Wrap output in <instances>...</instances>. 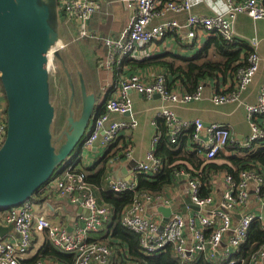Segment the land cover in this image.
I'll list each match as a JSON object with an SVG mask.
<instances>
[{
  "label": "built area",
  "instance_id": "built-area-1",
  "mask_svg": "<svg viewBox=\"0 0 264 264\" xmlns=\"http://www.w3.org/2000/svg\"><path fill=\"white\" fill-rule=\"evenodd\" d=\"M128 7H134L135 12L129 25L117 36H102L99 40L106 47V57L101 59L100 66L115 71L116 83L113 85L99 113L89 126L88 135L84 138V148H90L97 141L107 149L115 143L120 135L137 127V120L131 116L127 120L112 119L113 114L132 113L133 99L131 92H137L148 99L156 94L161 97L157 113L158 119H164L168 125V136L176 143L185 131H194L193 149L205 154L207 159L214 158L228 144L234 143L231 130L225 123H211L205 126L197 118L194 120L179 119L175 106L199 101L205 98L207 84L213 86L211 80L201 81L195 92L189 93L180 89H169L167 71L158 67L155 71L126 68L123 71L125 58L137 57L145 44H154L166 38L173 30L186 31V46L195 45L196 39L203 36L221 35L224 39L238 41L234 28L238 14L245 13L252 19H264V0H225L226 9L212 15H201L192 12L190 0H124ZM59 10L66 20L77 23L80 37L89 36L88 21L99 8L98 0H58ZM187 12L185 23L177 19H167L152 24L158 15L167 12ZM251 49L247 54V65L237 69L231 84L222 90H215L211 97L214 105L241 102L242 96L253 83L259 71L261 55L256 39L250 41ZM65 43L60 40L54 47L61 50ZM53 50V51H54ZM135 59V58H134ZM148 67V66H147ZM144 68V67H142ZM247 120L250 124L249 135L239 142L243 148H252L255 143L264 141V125L261 117L264 115V84L255 103H246ZM7 131L6 115L0 116V146ZM204 131V134H202ZM159 139L156 134L151 149L146 152L145 159L135 163L136 173L152 174L159 171L162 160L155 155V147ZM131 157L132 147L128 143L123 151ZM119 156L110 160L114 163ZM77 160L70 162L63 170L41 188V192L49 191L59 197H66L71 204L84 210L80 221L69 226L54 222L46 213V201L36 202L30 199L23 204L1 210L5 225L13 224L17 237H0V264H68L50 258H40L34 262L25 263L29 259V251L38 232H46L50 243L58 251L71 254L73 264H129L126 256L113 257V248L106 241L93 237L100 232L112 219L111 208L99 202L93 187L85 179L82 172L75 170ZM109 163V165H110ZM226 187L218 193V179L211 187L207 196L201 195L202 184L188 170L176 172V179L186 181L189 197L199 206L189 216H184L174 209L171 198L166 194L153 197L142 194L136 197L121 214L122 225L140 235V245L146 254H156L171 245L177 257L189 263L203 257L214 263L245 264V258L240 254L249 242L253 223H260L264 229V168L260 163H252L250 168L239 172L238 180L230 174H221ZM110 167L107 179L111 180L110 189L116 192L133 190L137 185L134 180L116 181L113 179ZM170 206L173 211L160 230L162 219L149 213V206ZM248 264H264V243L249 258Z\"/></svg>",
  "mask_w": 264,
  "mask_h": 264
},
{
  "label": "water",
  "instance_id": "water-1",
  "mask_svg": "<svg viewBox=\"0 0 264 264\" xmlns=\"http://www.w3.org/2000/svg\"><path fill=\"white\" fill-rule=\"evenodd\" d=\"M58 21L57 0H0V80L7 100V131L0 146V210L32 199L60 165L78 159L89 126L104 104H98L100 99L88 91L80 74L82 104L73 108L72 76L65 60L54 50L72 87L67 123L55 139L49 55L61 40ZM186 203L200 209L190 197ZM158 210L163 214L162 230L173 209L159 205ZM13 229V224L0 225V237Z\"/></svg>",
  "mask_w": 264,
  "mask_h": 264
},
{
  "label": "trees",
  "instance_id": "trees-1",
  "mask_svg": "<svg viewBox=\"0 0 264 264\" xmlns=\"http://www.w3.org/2000/svg\"><path fill=\"white\" fill-rule=\"evenodd\" d=\"M58 5L59 3L57 0L60 19L61 16L63 18L64 14L60 12ZM66 30H68L67 26ZM61 37H63V35ZM249 51L250 48L244 47L240 41H230L224 39L221 35H210L206 38L202 47L190 56L163 53L144 59L127 57L124 59L122 67L123 71H125L126 68L137 69L150 65L160 66L167 71V84L169 89L178 87L186 92L193 93L196 91L201 81L207 79L218 81L219 78L226 79L228 77L233 79L237 69L243 65H247V54ZM99 56L96 58V63H93V65L87 68L86 73L89 72L91 75H94L97 72L100 87L97 93L95 91L93 92H95L99 99H101V96H104L103 101L105 102L108 92H110L113 85L116 83L117 75L115 71L100 66L99 60L104 57ZM86 73L84 74L85 83L90 91V81L86 78ZM78 79L79 78H77V83L79 81ZM105 81L108 82L105 83ZM0 91L6 101V105L2 110V113L6 115L7 100L1 80ZM101 112L102 110L99 111V113ZM68 115L61 121L59 134L63 131L67 123ZM261 117H264V115ZM168 130L169 128L166 121L164 119H158L157 131L159 139L155 147V155L162 160L163 166L159 171L152 174L142 172L137 174V185L133 190L116 192L109 187L106 189L104 185L109 170L110 160L121 155V150H125L127 147L115 149V146L111 144L112 146L110 145V147L106 149L104 156L93 167H88L79 163L77 166L76 163L75 170L77 172H82L85 175L86 181L90 183L93 188H100L99 195L103 202L98 199L99 202L108 205L113 212L112 219L105 226L106 231H103V235L97 239L106 241L108 245L113 248L114 258H117L116 256L119 255L126 256L129 264H225L206 261L203 257L186 263L175 255L171 245H167L163 251L159 253L148 255L141 248L140 235L122 225L121 214L125 207L132 204L136 197L142 194H149L156 197L164 194L168 188L175 186L178 181L176 179V172L180 169H186L195 178H199L202 184V196L210 194L211 187L216 179H218L219 193L226 187L225 182L220 177L221 174H230L235 180H238L239 172L243 169L250 168L252 163H260L264 168V141L255 143L250 149L241 147L239 143H231L225 146L224 149H226V151L222 149L214 158L207 159L204 153L197 151V149H193V147L191 148L192 144L189 140L194 133L192 129L185 131L176 143L170 141ZM66 166L60 165L58 172L54 176L60 173ZM54 176L52 178H54ZM35 196L40 198L41 201H46L50 200L52 193L49 191H39L34 197ZM263 243L264 229H262L260 223L255 222L251 227L249 242L244 246L240 254L241 258H245V264L249 263L250 255L262 246ZM40 258L55 259L68 264H73L74 262L73 255L58 251L53 247L49 239L35 257L27 259L24 262L30 263ZM236 264H240V262L238 261Z\"/></svg>",
  "mask_w": 264,
  "mask_h": 264
},
{
  "label": "crops",
  "instance_id": "crops-1",
  "mask_svg": "<svg viewBox=\"0 0 264 264\" xmlns=\"http://www.w3.org/2000/svg\"><path fill=\"white\" fill-rule=\"evenodd\" d=\"M99 8L88 21L87 28L89 31V36L84 38H89L87 40L96 41L94 44L97 55L99 57H106L107 49L99 40L102 36H117L120 32L125 29L134 15L135 8L128 7L124 0H98ZM192 12L195 14L201 15H212L216 12H222L226 9L225 0H190ZM188 13H174L167 12L165 15L158 14L152 21V24L160 23L167 19H177L181 23L187 21ZM61 23H66L75 27L77 30L78 26L75 21L62 19ZM235 31L238 34L239 40L244 47H249L251 49L250 41L256 39L259 43L258 51L261 55V63L259 71L257 72L253 83L249 86L247 91L242 96L241 102L238 103H227L220 106H216L211 101V97L215 90H222L227 88L232 79L230 77L226 79L219 78L215 81L211 80L212 85L207 84L205 87V98L199 101H193L183 105L175 106V112L179 119H201L205 126L211 123H225L229 126L231 130V135L233 137L234 143H239L244 140L250 133V124L247 120V112L245 108L246 103H255L257 101L260 88L264 84V19L254 20L249 15L245 13H240L237 15L234 22ZM63 28L60 30L61 36L63 35ZM206 36L196 39L195 45L191 47L186 46V31H171L165 39L158 41L154 44H145L142 46L141 51L135 59H144L146 57L171 53L180 56H190L196 50L200 49L206 41ZM97 58V57H95ZM96 59L92 63L95 62ZM93 65V64H90ZM159 66L150 65L148 67L139 68L143 70H152L155 71ZM95 75V76H94ZM91 75L88 72V79L90 84L93 86L100 87L99 79L97 78V72ZM95 84V85H94ZM218 87V88H215ZM174 89H180L175 87ZM173 89V90H174ZM131 97L133 99V108L132 113L130 114H113L112 119L115 120H127L134 117L138 124L137 127L133 130L124 131L120 137L117 139L113 145L115 149L122 147H127L128 143H131L132 155L127 157L124 154V150H121V155L116 159L114 163H110V171L113 173L114 180H134L137 176L135 163L145 159L146 152L151 149L153 145V140L157 131V124L154 123V120L157 119V113L159 106L161 104V97H153L148 99L147 97L142 96L141 94L132 91ZM6 105V101L0 91V116L2 110ZM102 110V106L100 107ZM261 123L264 125V117L261 118ZM160 133V132H159ZM204 134V131H202ZM193 147V139L189 140ZM189 142V145H190ZM112 146V145H111ZM110 147V145H109ZM108 147V148H109ZM105 147H103L100 141H97L90 148H84L80 156L77 159L78 163L93 167L97 162L104 156ZM226 151V149H224ZM105 188H110L111 180H105ZM104 187V186H103ZM99 187L93 188L94 194L97 199H100ZM165 194L168 198H171L174 209L181 212L184 216H189L195 210L192 206H189L186 203V199L189 197V188L184 180L177 181L176 185L168 188L165 191ZM33 200L36 202L41 201L40 198L34 197ZM103 202V201H102ZM47 206L45 207L46 213L48 216L53 219L54 222L63 223L69 227L71 224H74L75 221H80V216L84 215V210L79 206L71 204L66 197H59L56 194H52L50 200H46ZM0 210V225H5L2 220V213ZM149 213L157 216L159 219H163V214L158 210V207L155 205L149 206ZM162 221V220H161ZM105 227L98 233H93L94 238H99L103 235ZM5 237H17L15 229L6 233L2 238ZM48 241L46 232H38L35 235V240L32 244V247L29 251V259L35 257L39 250L46 244Z\"/></svg>",
  "mask_w": 264,
  "mask_h": 264
},
{
  "label": "rangeland",
  "instance_id": "rangeland-1",
  "mask_svg": "<svg viewBox=\"0 0 264 264\" xmlns=\"http://www.w3.org/2000/svg\"><path fill=\"white\" fill-rule=\"evenodd\" d=\"M59 21L57 22L59 29L61 30L64 27V33H63V37H61V40L62 42L65 43V46L61 48V50H59V55L61 58L65 60V64L69 68V71L72 76L73 85L75 89V97H74L75 102L73 108L75 109V107H77V109H79L81 107V98H82L80 74L83 76V79L85 80L84 74L87 72V68L90 67V64H93L92 62L94 61V59H96L95 57L99 56L100 54L97 55L93 44L96 43V41H91V40L89 41L87 40L89 38H84L82 36L80 37L79 30L77 32V29L69 25V23L68 24L61 23L62 21L61 19H59ZM53 22H56L55 16H53ZM66 26L68 27V30H66ZM87 76L88 73H86V78H88ZM77 78H79L78 83H77ZM50 80H51L52 102L56 107V117L52 125V129L55 135L54 137L56 139L59 134L61 121L63 120L64 117H67L68 115L72 87L68 82V77L64 71L61 61L54 55V53L51 61ZM107 82L108 81H105V83ZM89 86H90L89 92L91 91L92 92L95 91L96 93L98 92L99 90L98 87L93 86L90 83ZM69 91H70V96H69ZM103 100H104V96H101V99L99 100L98 104L101 105L100 102H102ZM99 105L97 106V108H99Z\"/></svg>",
  "mask_w": 264,
  "mask_h": 264
},
{
  "label": "bare ground",
  "instance_id": "bare-ground-1",
  "mask_svg": "<svg viewBox=\"0 0 264 264\" xmlns=\"http://www.w3.org/2000/svg\"><path fill=\"white\" fill-rule=\"evenodd\" d=\"M53 50H54V48L52 49V51H50V55H49V56L51 57V58H50V63H51V61H52V56H53V53H54ZM50 65H51V64H50Z\"/></svg>",
  "mask_w": 264,
  "mask_h": 264
},
{
  "label": "flooded vegetation",
  "instance_id": "flooded-vegetation-1",
  "mask_svg": "<svg viewBox=\"0 0 264 264\" xmlns=\"http://www.w3.org/2000/svg\"><path fill=\"white\" fill-rule=\"evenodd\" d=\"M78 80H79V79H78ZM88 91H89V89H88ZM91 93H94V92H92V91H91ZM81 104H82V99H81ZM76 115H77V116L79 115V114H78V112H77V114H76Z\"/></svg>",
  "mask_w": 264,
  "mask_h": 264
}]
</instances>
